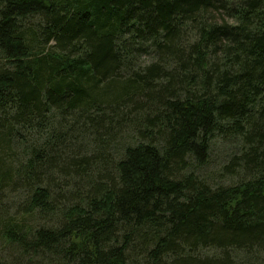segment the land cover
I'll list each match as a JSON object with an SVG mask.
<instances>
[{
    "label": "trees",
    "instance_id": "obj_1",
    "mask_svg": "<svg viewBox=\"0 0 264 264\" xmlns=\"http://www.w3.org/2000/svg\"><path fill=\"white\" fill-rule=\"evenodd\" d=\"M0 58V264H264V0H0Z\"/></svg>",
    "mask_w": 264,
    "mask_h": 264
},
{
    "label": "rangeland",
    "instance_id": "obj_2",
    "mask_svg": "<svg viewBox=\"0 0 264 264\" xmlns=\"http://www.w3.org/2000/svg\"><path fill=\"white\" fill-rule=\"evenodd\" d=\"M149 59L150 57L148 55H145L142 58V61L145 62ZM233 154L234 152L232 148H230L228 145H216L210 155L209 163L206 166V169H208L207 172L213 174V172L219 171V169L223 167L224 164H227L231 160Z\"/></svg>",
    "mask_w": 264,
    "mask_h": 264
}]
</instances>
